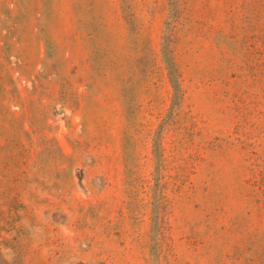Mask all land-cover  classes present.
Wrapping results in <instances>:
<instances>
[{"label":"rangeland","instance_id":"obj_1","mask_svg":"<svg viewBox=\"0 0 264 264\" xmlns=\"http://www.w3.org/2000/svg\"><path fill=\"white\" fill-rule=\"evenodd\" d=\"M0 264H264V0H0Z\"/></svg>","mask_w":264,"mask_h":264}]
</instances>
